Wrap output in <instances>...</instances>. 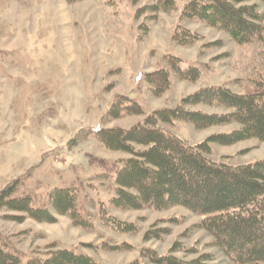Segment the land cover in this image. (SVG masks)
<instances>
[{
  "label": "rangeland",
  "instance_id": "rangeland-1",
  "mask_svg": "<svg viewBox=\"0 0 264 264\" xmlns=\"http://www.w3.org/2000/svg\"><path fill=\"white\" fill-rule=\"evenodd\" d=\"M163 1L0 0V193L14 186L13 196L30 197L35 207H46L52 189L70 187L88 221V227H78L69 216L57 215L55 223H40L0 209V248L20 256L21 264L61 249L86 254L99 264L139 259L151 264L141 259L144 249L165 256L175 242L191 249L173 252L178 259L208 254L211 264H235L209 233L196 228L203 216L183 207L121 210L109 203L114 187L108 173L129 155L105 148L96 130L129 129L156 110L176 108L199 90L222 86L244 95L264 84V31L261 38L238 43L225 30L184 18L187 0H174L172 10H165ZM246 4L257 6L264 25V2ZM182 28L198 40H175ZM171 57L179 59L182 69H200L199 79L182 80ZM159 69L169 72L171 86L157 96L143 76ZM120 96L137 102L144 113L111 116ZM187 109L233 112L205 104ZM160 127L191 146L240 128L231 124L197 130L183 121ZM208 159L250 164L264 159V142L213 144ZM105 215L134 224L137 231L119 233ZM164 227L170 232L161 239H144L148 230ZM122 245L129 247L113 250Z\"/></svg>",
  "mask_w": 264,
  "mask_h": 264
},
{
  "label": "trees",
  "instance_id": "trees-1",
  "mask_svg": "<svg viewBox=\"0 0 264 264\" xmlns=\"http://www.w3.org/2000/svg\"><path fill=\"white\" fill-rule=\"evenodd\" d=\"M250 0H187L182 16L198 19L211 27L225 30L233 40L246 43L261 38L264 31L262 16ZM264 2V0H259ZM176 6L174 0H164L165 10ZM174 39L183 44L198 40L197 35L182 28ZM179 59L170 58L182 80L195 82L200 69L195 66L181 68ZM155 95L164 94L171 86L170 74L159 69L144 74ZM199 104L232 109L227 114H208L191 111L187 107ZM141 106L128 96H120L112 104L110 115L114 118L138 116ZM176 121L192 124L197 130L237 124L239 129L230 133L213 134L203 142L191 146L181 138L160 127ZM97 140L108 150L129 155L117 161L114 171H107L114 187L110 205L121 210L152 209L165 211L183 207L204 219L196 228H202L215 240V244L235 264H264V159L232 166L208 159L212 145L229 146L240 141L258 139L264 142V84L244 95L233 94L228 88L218 86L199 90L183 99L173 109L156 110L143 121L129 129L100 128L94 132ZM106 174V173H105ZM15 187L0 193V209L28 216L40 223H55L57 215L69 216L75 226L88 227L78 208V194L70 187H56L48 194L46 207H35L30 197L13 196ZM108 225L123 234L135 233L134 224L106 217ZM24 220L25 217H14ZM170 230L152 228L145 240L161 239ZM113 247V250L128 248ZM191 250V249H190ZM175 242L168 255L161 256L152 249H144L141 259L151 264H211L208 254L185 261L172 253L183 251ZM20 256L0 248V264H21ZM27 264H99L91 256L69 249L48 252L44 257H33ZM134 264H142L137 260Z\"/></svg>",
  "mask_w": 264,
  "mask_h": 264
}]
</instances>
